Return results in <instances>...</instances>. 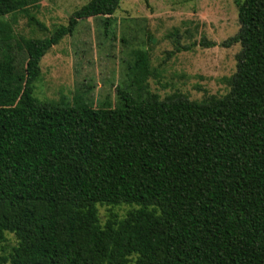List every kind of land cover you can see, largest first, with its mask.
<instances>
[{
  "label": "trees",
  "instance_id": "obj_1",
  "mask_svg": "<svg viewBox=\"0 0 264 264\" xmlns=\"http://www.w3.org/2000/svg\"><path fill=\"white\" fill-rule=\"evenodd\" d=\"M120 1L16 38L18 13L48 32L29 13L36 0H0V244L16 239L0 264H264V0L234 2L239 31L220 47L241 51L223 97H34L41 59L80 21L109 28ZM135 55L147 79V52ZM98 206L130 209L102 224Z\"/></svg>",
  "mask_w": 264,
  "mask_h": 264
},
{
  "label": "rangeland",
  "instance_id": "obj_2",
  "mask_svg": "<svg viewBox=\"0 0 264 264\" xmlns=\"http://www.w3.org/2000/svg\"><path fill=\"white\" fill-rule=\"evenodd\" d=\"M89 1L36 0L29 13L48 32L30 26L25 15L18 13L13 35L44 38L57 26L66 25L69 16ZM234 2L121 0L109 28L102 24V17L80 21L72 36L63 38L41 59V78L35 85L34 97L71 102L76 96H83L96 105L115 101L118 86L132 91L140 86L143 96L148 92L160 98L173 94L192 101L223 97L230 90L228 82L236 71V56L241 51L239 43L220 47L239 31ZM200 41L216 45L206 47ZM186 46L191 47L189 51L176 52L177 47ZM144 50L149 59L147 79L132 65L137 58L135 53ZM15 56L21 66L24 54L15 52ZM129 209L98 206L100 221L103 224L111 215L121 218ZM15 244L14 235L7 233L0 249L9 251Z\"/></svg>",
  "mask_w": 264,
  "mask_h": 264
}]
</instances>
